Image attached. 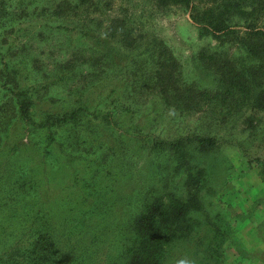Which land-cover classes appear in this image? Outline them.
Returning a JSON list of instances; mask_svg holds the SVG:
<instances>
[{
	"label": "rangeland",
	"instance_id": "obj_1",
	"mask_svg": "<svg viewBox=\"0 0 264 264\" xmlns=\"http://www.w3.org/2000/svg\"><path fill=\"white\" fill-rule=\"evenodd\" d=\"M191 1L0 0V252L23 231L10 207L37 202L63 244L87 229L96 237L84 264L114 263L145 192L165 205L170 194L197 193L191 232L174 239L161 264H264V109L206 100L177 107L152 82L158 43L177 60L179 90L210 96L214 73L202 55L242 54L200 34L191 7L197 15L211 0ZM23 98L30 123L15 116ZM78 106L87 112L57 134L56 117ZM42 117L54 120L51 139L37 127ZM177 137L191 139L181 167L151 150ZM195 137L215 145L193 150Z\"/></svg>",
	"mask_w": 264,
	"mask_h": 264
},
{
	"label": "trees",
	"instance_id": "obj_2",
	"mask_svg": "<svg viewBox=\"0 0 264 264\" xmlns=\"http://www.w3.org/2000/svg\"><path fill=\"white\" fill-rule=\"evenodd\" d=\"M160 6L169 4H187L191 0H156ZM264 0H211L208 8L196 15L190 11L191 18L197 23L200 34L218 41L216 47L230 41L237 44L241 55L229 54L222 49L202 55L213 69L215 89L212 96L207 90H196L189 85L183 90L177 86L176 71L178 63L174 55L158 43L152 82L158 87L160 96L167 102L180 107L181 104H199L217 102L226 107L249 106L264 109V25H256ZM236 28H244L239 33ZM243 33V34H242ZM32 102L23 98L16 101L15 116L25 123L32 122ZM86 109L81 106L69 108L66 115L56 117L59 131L63 134L64 123H76L84 116ZM36 111L33 110V124ZM53 116V115H52ZM37 127L44 129L49 139L56 131L54 120L43 121ZM51 118V117H49ZM18 123L17 121H14ZM199 143L191 148L196 151L210 150L215 144L212 137H195ZM191 139L177 137L169 142H155L151 150L179 158L181 167ZM10 188L9 191H11ZM197 193L187 196L169 195V204L165 205L162 195L145 192L141 199L138 214L129 224L124 241L121 243V255L116 262L108 264H161L168 247L175 238L190 233L188 214L192 209L200 208ZM37 194L34 198H36ZM167 207V209H165ZM47 207L37 202L33 206H11L20 230H23L10 245L0 253V264H84V255L96 247L97 240L90 230L86 238L77 237L73 243H62L57 235L52 216ZM81 258L83 260H81ZM80 259V260H79Z\"/></svg>",
	"mask_w": 264,
	"mask_h": 264
},
{
	"label": "clouds",
	"instance_id": "obj_3",
	"mask_svg": "<svg viewBox=\"0 0 264 264\" xmlns=\"http://www.w3.org/2000/svg\"><path fill=\"white\" fill-rule=\"evenodd\" d=\"M179 264H187V262L185 260H181L179 261Z\"/></svg>",
	"mask_w": 264,
	"mask_h": 264
}]
</instances>
